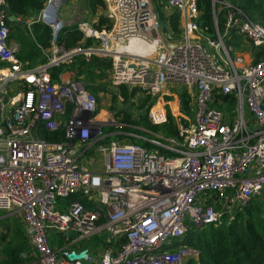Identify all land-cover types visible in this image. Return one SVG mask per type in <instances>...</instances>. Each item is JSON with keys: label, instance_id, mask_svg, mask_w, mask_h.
Returning a JSON list of instances; mask_svg holds the SVG:
<instances>
[{"label": "built area", "instance_id": "built-area-1", "mask_svg": "<svg viewBox=\"0 0 264 264\" xmlns=\"http://www.w3.org/2000/svg\"><path fill=\"white\" fill-rule=\"evenodd\" d=\"M45 1L27 25L51 26V44L32 65L19 57L13 13L0 0V212L20 215L32 264H187L193 250L182 242L193 229L264 201V59L246 61L227 43L235 30L264 49V23L237 1L210 0L212 36L198 21L199 0H106L111 28L86 32L96 44L67 47L58 40L65 0ZM161 12L179 13L178 41L163 42ZM132 39L157 41L158 49L120 51ZM94 56L113 59L114 84L152 97L153 124L172 115L177 135L130 134L153 147L104 142L97 94L82 79L52 73ZM174 84L188 87V108L170 91ZM219 96L233 105L221 108ZM60 128L62 141L41 135ZM94 146L105 154L102 170L81 159ZM99 235L105 253L70 247ZM83 250L85 257L70 258Z\"/></svg>", "mask_w": 264, "mask_h": 264}, {"label": "trees", "instance_id": "trees-1", "mask_svg": "<svg viewBox=\"0 0 264 264\" xmlns=\"http://www.w3.org/2000/svg\"><path fill=\"white\" fill-rule=\"evenodd\" d=\"M8 8L11 13L19 17H27L38 13L44 8L45 0H7ZM87 8L91 11H96L99 7H105L104 0H87ZM198 7L201 12L198 21L202 27L208 26L210 35H215V29L213 26L212 6L210 0H199ZM241 7L245 12L254 20L264 23V0H242ZM161 18L165 20L166 24L178 35L180 34V15L178 12H174L167 16L161 12ZM220 29H224V15L220 18ZM112 22L107 17H101L97 29L111 28ZM34 38L26 37L21 34L17 38L21 43V51L19 57L26 61L29 60L31 64L36 59L38 62H44L45 56L42 53L41 46L46 48L50 46L52 39V28L42 22L33 24ZM14 35L13 27L11 30V36ZM232 39L227 43L236 46L242 40V36L235 30L232 31ZM58 40L64 43L67 47L75 46L78 43L85 45H92L98 42L97 39L86 37L84 33L77 27H65L59 34ZM125 44H119V48L122 51H127L128 48L137 49L142 47L144 51L148 52L151 44L146 41L137 42V44L127 46ZM257 58L264 59V49H257ZM72 66H76V78L81 79L78 76L82 73L88 74L90 78L96 76L95 69L100 72L97 74L99 78L107 77V69H112V58H102L94 56L91 62H86L83 58H78L77 62ZM72 66H61L54 68L52 73L55 79H58L59 75L65 70H69ZM84 81V80H83ZM87 83V81H85ZM87 87L91 91H96L95 87H92L91 83H87ZM103 89V88H98ZM104 90V89H103ZM120 94L127 101L129 98L135 96L139 92V88H130L126 84L120 85ZM95 93V92H94ZM221 104H218L221 108L225 106H232L234 98L229 96H219ZM181 100L186 108L189 107L190 96L188 93H183ZM154 100L150 95H146L142 98L139 108H146V112L141 114L138 119H132L133 117L127 112L124 113L123 120L131 125L123 126V131H129L137 133L143 136H147V132L138 129L134 126H143L151 131L161 130L165 136H176L177 128L172 115H169L168 121L162 125H155L151 122L148 112L153 105ZM41 135L51 141L64 140L65 131L60 128L56 131L42 130ZM151 137V135L149 134ZM137 143H141L145 147H153L150 142L139 138ZM163 150V149H162ZM258 199L254 200L252 204L246 209L245 212H237L236 217L233 220H229L225 215L222 221L213 223L202 229H193L182 242L185 246L193 247L198 251L199 262L189 260L188 264H264V205ZM230 221V222H229ZM24 227V226H23ZM25 229V227H24ZM26 233V230H25ZM27 236V235H26ZM30 248V244H29ZM16 250H6L5 253L11 259L4 264H25L27 260H31L28 256L20 254L13 256ZM13 257H15L13 259Z\"/></svg>", "mask_w": 264, "mask_h": 264}, {"label": "rangeland", "instance_id": "rangeland-1", "mask_svg": "<svg viewBox=\"0 0 264 264\" xmlns=\"http://www.w3.org/2000/svg\"><path fill=\"white\" fill-rule=\"evenodd\" d=\"M70 5H71V0H68V2L65 4V6L62 8V11L60 12L63 16L65 14H67V12L69 11ZM156 9L158 12H160L161 8H156ZM15 27H16V25H15ZM15 27L13 28L14 32H15ZM167 28L169 30V34L163 35V42L169 43V42L178 41L177 40L178 34L176 32H174L170 27H168V25H167ZM19 35H20V33L18 31H16L15 36L17 37ZM160 46H162V43L160 44ZM233 55H234V53H233ZM112 61H113V59H112ZM74 70H76V66H72L69 69V71L75 72ZM107 70L108 71H106V73L108 74V77H109V76H111L112 71H111V69L110 70L107 69ZM95 72H96V76H94V78H90L88 76V74H86V73H82L78 77L84 81H87V83H91V84L97 83L99 80H102V79L97 77V74L100 71L99 70L97 71V69H95ZM108 87H110V85ZM111 89H112V86H111ZM188 90H189L188 87L180 85V84H174L170 87V91L175 93L178 97H180L182 95V93H187ZM140 92H142V91L140 90ZM142 93L145 97L146 94L144 92H142ZM11 94L12 93H10V95ZM100 99H101V97H100ZM172 99H173L172 100L173 102L176 101V99H174L173 97H172ZM113 101H114L113 104H116V106H114L113 104H112L113 106L111 105V107H110V110H111L110 113L111 114L108 118H106V119H108V121H106L105 126L103 127L105 133L109 134L108 138L104 142L115 140L121 144H125V143L139 141L138 137L130 135L133 133H128L126 131H123V126L131 125L129 123H126L123 120L124 113L126 112L124 109H126V108L131 109V102H127V101L126 102L125 101L117 102L116 100H113ZM141 101H142V99L139 102H141ZM174 103H176V102H174ZM246 112H247V116L249 118L252 117L248 108L246 109ZM107 113H105V114H107ZM138 117L139 116L136 115L134 118H138ZM134 118H132V119H134ZM160 131L161 130H158L156 132L163 135V133ZM152 132H155V131H152ZM147 136L149 137V133L147 134ZM96 148H97V146H94L91 150L87 151L81 159L89 168H91L93 170H101L105 166V154L100 153V152L96 153L94 151V150H96ZM3 212L4 211L0 212V264H4L5 262H8L11 260V259H9V256H7V254L5 253L6 250H12V249L16 250V252H14L13 256L18 255V252L21 255L24 253H30L29 241H28V238L26 236L25 229L23 227V223H22L20 215L13 214V213L9 214L7 212L3 213ZM208 226H206V228H208ZM105 237L106 236L99 235V236H95L93 238L82 239L81 241H79L78 243H76L70 247L74 248V249H79L81 247V248H85V249H88L91 251H97V252L102 254V253H105V251H106L105 247L108 246L107 245L108 240ZM189 248L191 250H193L192 257L189 260L192 259L196 262H199L198 261L199 260L198 251L196 249H194L193 247H189ZM14 258L15 257H13V259ZM188 262H187V264H188ZM25 264H32L31 260H27Z\"/></svg>", "mask_w": 264, "mask_h": 264}, {"label": "crops", "instance_id": "crops-1", "mask_svg": "<svg viewBox=\"0 0 264 264\" xmlns=\"http://www.w3.org/2000/svg\"><path fill=\"white\" fill-rule=\"evenodd\" d=\"M104 1H105L106 6L105 7H99L96 11L93 12V11H91V9L87 8V5H86L87 0H71V5L69 7V11L67 12V14H65L63 16L60 13V18L64 22V28L65 27H71V26H77L84 33L85 38L88 37L86 35V32L91 30V29H97L96 25L98 24L101 17L104 16V17L108 18L107 3H106V0H104ZM67 2H68V0H65L64 3H62L60 5V10H59L60 12L62 11V8L65 6V4ZM38 13H36V14H38ZM36 14H33V15L27 16V17L17 16V20L15 22H12L13 28L16 25L14 35L11 36L14 41L19 42V39L17 38L18 36L17 37L15 36L16 31H18L20 33V35L24 34L26 37H29V38L35 37L34 31H33V24L29 28H28L27 24L29 22L30 17L35 16ZM168 26H169V24H168ZM104 28L105 27H103L102 29H104ZM98 30H101V29H98ZM52 33H53V28H52ZM137 42L138 41L132 40L130 42V44L131 45L137 44ZM20 45H21V43H20ZM232 47H233L234 51L238 55L243 56L246 61H249V62L254 61L257 58V52H256L257 49H255L252 46V44L243 37H242V40H240L239 44L236 43V46L232 45ZM120 51H122V50H120ZM123 52L127 53L125 51H123ZM26 61L30 62L29 60H26ZM33 63H38V60L36 59ZM63 78L64 79L76 78V73L73 71L65 70V72H63ZM109 85H110V87H108ZM92 86L96 88V91H94V92L97 94V97L99 100V109L96 113V120L103 121V122L108 121V119H106V118H108L111 114L110 113V111H111L110 107L114 102L113 100H116L117 102L124 101V98L120 94V91H121L120 85L114 84L112 74L109 77L107 74V77L102 78V80H99L97 83H93ZM111 86H112V89H111ZM98 88H103L104 90L98 89ZM100 97H101V99H100ZM143 97H144L143 93L139 91L135 94V96H133L127 100V102H131V109L126 108L124 110L127 113L131 114L133 118L136 115L140 116L141 114L146 112V108H142V109L139 108V105L141 104V102H139V101ZM113 105L116 106V104H113ZM107 112H108V116L106 117L105 113H107ZM101 114L103 117H100ZM138 118H134V119H138ZM104 126H105V124H104ZM134 127L138 128V129H142V130L146 131L147 133H148V131L150 132L149 129H146L143 126H134ZM126 132L132 133L129 131H126ZM133 134H137V133H133ZM137 135L142 136L140 134H137ZM91 149H89V150H91Z\"/></svg>", "mask_w": 264, "mask_h": 264}, {"label": "water", "instance_id": "water-1", "mask_svg": "<svg viewBox=\"0 0 264 264\" xmlns=\"http://www.w3.org/2000/svg\"><path fill=\"white\" fill-rule=\"evenodd\" d=\"M231 1H237L239 4H241L242 0H231ZM17 20V15L13 14L11 15L10 17V21L11 22H15ZM161 26H162V30L163 32H166L167 31V24L164 20L161 21ZM87 255V251L86 250H83L79 253H75V252H72L70 254V258L71 259H78V258H83Z\"/></svg>", "mask_w": 264, "mask_h": 264}, {"label": "bare ground", "instance_id": "bare-ground-1", "mask_svg": "<svg viewBox=\"0 0 264 264\" xmlns=\"http://www.w3.org/2000/svg\"><path fill=\"white\" fill-rule=\"evenodd\" d=\"M132 40H135V41H138V42H143V41L136 40V39H132ZM132 40H131V41H132ZM131 41H130V42H131ZM119 44H122V43H119ZM124 46H125V45H124ZM126 46H127V45H126ZM119 49H120V48H119ZM157 49H158L157 41H154V42L152 41V43H151V45H150V47H149V51H148V52H155ZM132 50H139V51L142 52V53H148V52L144 51L142 47H137V49H134V48H128L127 51H132ZM127 51H125V52H127ZM105 116L107 117V116H108V113L105 114ZM100 117H103L102 114H101Z\"/></svg>", "mask_w": 264, "mask_h": 264}]
</instances>
